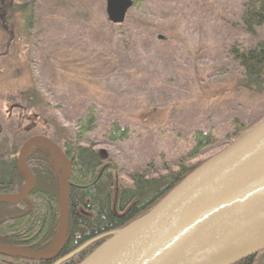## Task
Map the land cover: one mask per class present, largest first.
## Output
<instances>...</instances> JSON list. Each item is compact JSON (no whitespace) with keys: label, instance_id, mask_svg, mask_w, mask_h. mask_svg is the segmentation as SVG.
<instances>
[{"label":"rangeland","instance_id":"374dc122","mask_svg":"<svg viewBox=\"0 0 264 264\" xmlns=\"http://www.w3.org/2000/svg\"><path fill=\"white\" fill-rule=\"evenodd\" d=\"M245 1L144 0L117 24L106 0H0L4 153L44 132L75 139L90 105L97 120L85 143L118 165V185L131 186L138 171L160 174L220 152L233 138V119L249 129L264 118V91L243 86L228 54L235 40L264 39V27L255 36L242 27ZM27 90H36L35 106L21 98ZM115 121L129 127L128 139H108ZM198 129L220 143L189 158Z\"/></svg>","mask_w":264,"mask_h":264},{"label":"water","instance_id":"95a60500","mask_svg":"<svg viewBox=\"0 0 264 264\" xmlns=\"http://www.w3.org/2000/svg\"><path fill=\"white\" fill-rule=\"evenodd\" d=\"M106 4L109 20L121 24L134 2ZM38 146L50 151L58 177L57 234L41 250L0 243V254L50 261L63 250L68 231L72 164L63 147L44 134L26 139L18 165L27 184L18 193L0 194V202L19 203L29 196L36 178L27 158ZM262 250L264 118L193 170L148 212L114 230L79 264H235Z\"/></svg>","mask_w":264,"mask_h":264},{"label":"trees","instance_id":"16d2710c","mask_svg":"<svg viewBox=\"0 0 264 264\" xmlns=\"http://www.w3.org/2000/svg\"><path fill=\"white\" fill-rule=\"evenodd\" d=\"M133 2V7L140 9L144 0ZM20 7L22 5H18ZM240 23L247 33L257 35L258 29L264 27V0H246ZM228 54L243 71V86L254 92L264 91V39H259L251 46L235 40L229 46ZM19 94L35 106L36 90ZM96 115L97 107L90 105L86 114L76 123L75 139L55 140L63 147L72 164L67 239L58 259L70 257L61 264H79L114 230L148 212L210 158L194 164L183 159L176 168L168 165L165 172L155 175H149L145 170L138 171L131 174V186L118 185L115 173L119 169L118 165L108 159L103 150L85 143L87 134L96 127ZM232 128L233 138L228 141V145L250 129L238 118L233 119ZM44 135L47 133L44 132ZM129 137V127L113 122L109 140L117 142ZM7 141H0V192L18 193L27 178L18 165L17 146H14L12 153H4ZM193 143L187 154L189 158L197 156L208 147L218 145L220 138L212 130L198 129L193 133ZM27 161L35 174L36 183L24 201L0 202V243L41 250L52 243L58 231L59 183L54 161L46 147L34 148ZM52 263L49 260H28L0 254V264ZM235 264H264V250Z\"/></svg>","mask_w":264,"mask_h":264},{"label":"flooded vegetation","instance_id":"af4514ba","mask_svg":"<svg viewBox=\"0 0 264 264\" xmlns=\"http://www.w3.org/2000/svg\"><path fill=\"white\" fill-rule=\"evenodd\" d=\"M0 132H2V130H0ZM6 192H4V191H1L0 192V194H5ZM20 203V202H19ZM60 255V254H59ZM73 256V255H72ZM70 256H66V257H64V258H60V259H58L59 258V256L56 258V259H54V260H50V261H52L53 263L52 264H55V263H57V262H59L58 264H61L62 262H64L65 260H67L68 258H69Z\"/></svg>","mask_w":264,"mask_h":264}]
</instances>
